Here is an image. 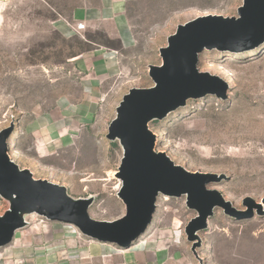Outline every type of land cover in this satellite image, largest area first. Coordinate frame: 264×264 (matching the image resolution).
I'll return each mask as SVG.
<instances>
[{"label":"rangeland","instance_id":"rangeland-1","mask_svg":"<svg viewBox=\"0 0 264 264\" xmlns=\"http://www.w3.org/2000/svg\"><path fill=\"white\" fill-rule=\"evenodd\" d=\"M85 3L0 0V133L14 124L9 154L21 169L65 187L74 200L93 199L91 217L114 221L126 213L117 176L124 150L107 135L123 97L155 86L150 67L163 64L161 49L179 26L209 16L238 19L244 0H128L126 49L113 25L95 13L86 15ZM79 25L85 30L78 31ZM99 49L112 53L121 73L103 83L93 120L71 126L73 119L66 117V130L39 134L41 118H62L63 111L86 102V75L78 63ZM197 68L227 83L228 99H191L150 122L155 151L190 172L224 177L208 188L239 214L217 208L196 251L185 230L198 213L188 208L187 197L160 196L155 227L179 226L193 264H264V214L245 203L251 198L264 212V44L242 52L204 50ZM12 203L0 196V217ZM33 218L24 214L26 221Z\"/></svg>","mask_w":264,"mask_h":264},{"label":"water","instance_id":"water-1","mask_svg":"<svg viewBox=\"0 0 264 264\" xmlns=\"http://www.w3.org/2000/svg\"><path fill=\"white\" fill-rule=\"evenodd\" d=\"M240 18L204 17L179 26L161 49L163 64L150 67L155 83L148 89H132L123 97L107 138L119 141L124 150L120 170L119 198L125 215L114 221L91 217L93 199L74 200L67 189L47 180L35 179L10 157L9 139L15 125L0 133V196L13 198L12 207L0 217V249L13 243L27 226L24 214H38L48 221L72 226L88 240L110 244L121 250L136 246L153 225L160 196L187 197V206L198 215L186 226L188 242L196 251L199 234L208 228L217 208L238 215L217 190L208 188L224 177L193 173L176 165L165 153L155 151L156 136L149 123L163 120L186 106L191 99L216 96L228 99L229 85L221 78L199 72L198 58L204 50L239 52L264 44V0H244ZM246 205L264 214L262 206L247 198ZM252 212V211H251ZM250 213L244 217H251Z\"/></svg>","mask_w":264,"mask_h":264},{"label":"crops","instance_id":"crops-1","mask_svg":"<svg viewBox=\"0 0 264 264\" xmlns=\"http://www.w3.org/2000/svg\"><path fill=\"white\" fill-rule=\"evenodd\" d=\"M86 15L95 13L113 25L124 49L130 47L131 33L126 14L128 0H85ZM82 15V11L80 12ZM78 67L84 74L82 86L86 102L62 118L46 115L38 121L37 132L61 133L67 129L66 117L77 123H90L99 105L102 85L118 77L121 68L112 53L102 49L81 57ZM70 126V127H71ZM69 131V129H68ZM34 219L18 231L12 244L0 251V264H193L189 247L182 242L179 226L162 230L153 225L147 235L131 249L121 250L79 236L72 226Z\"/></svg>","mask_w":264,"mask_h":264},{"label":"built area","instance_id":"built-area-1","mask_svg":"<svg viewBox=\"0 0 264 264\" xmlns=\"http://www.w3.org/2000/svg\"><path fill=\"white\" fill-rule=\"evenodd\" d=\"M77 30L78 31L85 30V26L84 25H79L78 28H77ZM33 215H34V219H36L35 220L36 222H39V223L50 222L46 218H44V217H42V216H40L38 214H33ZM30 221L32 222L33 220H30ZM30 221H26L27 222V225L31 223ZM74 229L77 231V234L79 236L85 237L84 235L81 234V232L78 229H76V228H74Z\"/></svg>","mask_w":264,"mask_h":264},{"label":"bare ground","instance_id":"bare-ground-1","mask_svg":"<svg viewBox=\"0 0 264 264\" xmlns=\"http://www.w3.org/2000/svg\"><path fill=\"white\" fill-rule=\"evenodd\" d=\"M34 219V218H33Z\"/></svg>","mask_w":264,"mask_h":264}]
</instances>
